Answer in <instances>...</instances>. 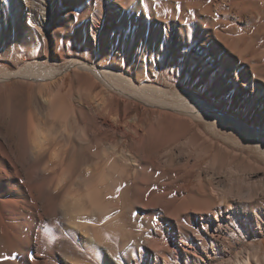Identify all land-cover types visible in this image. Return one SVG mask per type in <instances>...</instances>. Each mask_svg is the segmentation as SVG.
<instances>
[{
  "label": "bare ground",
  "instance_id": "6f19581e",
  "mask_svg": "<svg viewBox=\"0 0 264 264\" xmlns=\"http://www.w3.org/2000/svg\"><path fill=\"white\" fill-rule=\"evenodd\" d=\"M7 1L0 0V25ZM127 1L130 2L129 9L138 5L141 9L143 0ZM14 2L20 8L16 29L21 31L35 26L43 39L49 41L54 22H59L55 15V0ZM108 2L110 10L105 20L99 21L91 30L96 56L105 53V50L99 49V43L102 44L100 38L105 37L104 42L110 47L116 44L119 36L121 25L117 7L120 1ZM204 2L199 11L210 12L212 6ZM214 10L218 8L215 6ZM135 11L139 12L136 8ZM59 15L60 18L62 15ZM142 19H146V14H143ZM127 24L124 21L123 27ZM212 27L211 33L207 32L205 36L196 39L203 52L204 65L209 67L200 94L188 90H183V95L173 94L151 83L148 78L145 79L148 83L143 80L140 83L130 71L117 63L92 64L71 59L58 65L55 58L28 62L14 70L0 66V264H137L132 263L135 261H119L114 256L111 244L115 227L119 226L115 225L114 215L117 207L115 182L127 164L132 166L133 173L140 172L136 178L130 176L131 186H139L145 192L150 191V187H158L147 196L149 202L146 199L147 203L141 207L150 216L154 210L151 207L164 208L165 228H173L171 237L177 243L178 257L164 243L148 240L151 246L147 250L146 264H264L263 240L256 242V239L264 235V212H260L264 210V91L256 93L258 86L253 84L252 79H242L243 76L230 63V57L225 62L221 53L228 51L233 54V51L241 50L238 43L233 42L234 38H223L214 29L213 23ZM182 32L179 27L175 35V40L179 42L176 45L178 49ZM215 39L221 42L223 48L212 44ZM90 43L93 45V42ZM69 69L86 70L92 75L93 86L95 83L100 85L101 105L104 107L92 104L89 112L99 119L97 131L100 134H112L109 144L111 150L104 153L101 149V156L92 161L90 175L86 173L90 176L86 179V184L90 183L86 191L88 207L80 199L70 200L72 198L67 192H60L61 183L70 177V172L64 170L67 162L57 160L54 150L45 146L46 143L44 146L47 148L42 149L43 140L47 141L41 136L39 115L45 112L46 117L53 122L52 127L47 128L49 132L58 126L59 121L65 122L69 118L70 114L64 112L62 101L57 98L60 96L64 99L67 96L62 94L61 89L64 87V72ZM219 75L227 79L224 87L218 82L221 81ZM11 80H15L13 87L9 86ZM53 87L56 89L51 94L48 91ZM236 89H240L244 97L236 100L235 112L217 110L215 103L225 94H230L229 98L234 99L231 93ZM50 94L51 97H48ZM75 100L79 107L86 106L80 100ZM57 117H61V120ZM219 130L226 131L227 136L223 137ZM230 133L231 138L228 135ZM63 134L64 146L68 149L76 146L81 148V144L88 137L91 138V134L85 132L80 124L72 132L74 137L67 133L63 137ZM116 135L122 140L126 137L129 139L128 150L119 155L113 144ZM159 136L168 139L167 145L154 149V157L150 161V158L147 159V151L154 142L153 138ZM138 145L141 150L136 147ZM199 147H205L206 157L226 155L229 163L213 169L202 167L200 157L194 155L195 151L198 153ZM120 156L125 163L123 169L116 164ZM168 163L169 167L178 169L175 170L176 174L168 175L163 171ZM147 167L153 168L154 173L144 178L140 174ZM193 178L196 183L188 189ZM106 184L110 189L115 187L114 191L109 187L107 190ZM101 186L107 190V199H104ZM244 205H248V209ZM95 215H105L110 221H106L108 225L98 222L91 235L90 227L85 223H88L86 218ZM180 216L184 218L182 227L178 223ZM56 217L62 224L60 230H67V233L69 229L77 231L81 245L93 240L107 241L108 254L96 259L92 254L84 252L83 255L75 254V260L62 249L63 254L60 253L62 255L56 259L45 254L43 235L47 232L46 228L54 224ZM247 240L251 243L241 249ZM233 250L237 251L235 256L227 258L226 262H215L222 256L229 257ZM156 251L163 253L160 262H157Z\"/></svg>",
  "mask_w": 264,
  "mask_h": 264
},
{
  "label": "rangeland",
  "instance_id": "374dc122",
  "mask_svg": "<svg viewBox=\"0 0 264 264\" xmlns=\"http://www.w3.org/2000/svg\"><path fill=\"white\" fill-rule=\"evenodd\" d=\"M117 1H120L117 7V15L121 25L117 42L108 47L106 46V42H104L105 37L100 38L99 42L102 41V44L99 43V49L105 50V53L96 56L95 48H93L95 39L91 35V30L96 27L99 21L105 20L104 17L107 15V11L110 10L108 0H55V15L59 22L58 24L56 21V23L54 22L49 41L43 39L35 26H30L29 29L24 28L21 31L17 30L15 25L18 23L17 16L20 8L14 0H8L4 6V16L0 25V66L14 70L28 62L44 59L55 60V58L58 60V65H62L64 61L66 62L71 59H80L92 64L106 63L110 65L111 63H117L130 71L133 78L138 79L140 83L142 80L144 83H148L151 80V83L166 90L168 89V92L177 95H183V90L195 91L200 94L202 91L201 84L208 77L209 67L206 64L204 65L203 52L201 47L198 46L199 41L196 39L197 37L205 36L207 32L211 33L213 23L214 29L219 35H222L223 38H234L233 42L238 43L237 46L241 50V52L233 51V54H230L228 51L221 53L225 62L227 63L228 57H230L231 62H229L243 76L242 79H252L253 84L258 86L256 93L264 91V0H143L141 9L143 8L142 10L147 11V13H144L138 7L139 5L135 7L139 11L138 13L135 11V8L129 9L130 2L127 0H115V2ZM204 1L212 6L210 12L201 13L199 11V7ZM215 6L218 8L217 11L214 10ZM59 14L62 15L60 18ZM143 14H146L145 20L142 19ZM124 21L128 24L123 27ZM133 22H136L135 26ZM179 27L183 30L180 41L181 46L179 47L181 50L176 46L179 43L177 42L178 40H175ZM215 40L211 43L216 45L217 48H223L221 42L218 39ZM89 42H93V45L89 44ZM176 50L179 51L177 54H174ZM64 75V87L61 91L62 94H66L67 96H64V99L60 96H57V98L62 101L61 105L64 112L70 115L68 119L66 118L65 122L61 120V117H57L61 121H59L58 126L53 127L52 131L50 130L51 133L48 129L52 127L53 122L46 117L45 112L39 115L41 136L47 141L43 140L42 149L50 146V149L54 150L57 160L63 159L67 162L64 170L66 173L70 172V177L65 179L66 182L61 183L62 189H60V192H67L72 198L70 200L80 199L81 203L85 207H88L89 203L86 200V191L88 192V185L90 183L87 185L86 179L90 176L87 175L91 173L92 161L97 156H101L102 150L104 153L109 152L112 134L105 132L110 137L105 133L100 134L97 131L100 121L92 112H89L92 104L104 107L102 106V94L100 93L101 87L96 83V86H93L92 75L86 70L80 69H69L64 72ZM147 78L148 81L145 80ZM219 78L221 79V81H218L220 86L224 87L227 81L226 77L219 75ZM14 81L11 80L9 82L10 87H13ZM55 89L56 87H53L48 92L52 94ZM51 94L48 97H51ZM229 95L225 94L220 101L218 100L215 103L216 108L218 107L217 110L228 113L235 112L237 108L236 100L242 99L244 93L240 89H236L231 93L234 99L229 98ZM75 99L89 106L79 107ZM206 101L209 102L207 99ZM238 103L241 102L238 100ZM108 104L109 101L107 102ZM251 121L253 120L251 119ZM162 123L158 124L161 126ZM78 124L82 126L85 132L91 134V138L88 137L81 144V148L76 146L68 149V147L64 146L65 138H62V132L64 133L63 137L66 133L70 137H74L72 136L74 135L72 132L74 133V129L78 127ZM64 126H66L65 130L62 129ZM219 131L223 133V137L227 134L226 131ZM45 135L48 136L47 139ZM228 135L231 138L232 134ZM98 137L102 138L100 143L98 142L100 139ZM11 139H14V137L11 136ZM113 141L115 142L113 143L114 149L118 155L128 150L129 139L127 137L122 140L120 136L116 135ZM153 141L146 154L147 156L149 154L147 159L150 158V161L154 157L152 151L166 146L168 139L164 136H159L153 138ZM44 143H46L45 146L47 145V147L44 146ZM136 147L138 150L142 149L140 145ZM191 149L194 151L193 147ZM204 150L205 147H199L197 149L198 153L196 151L194 153L195 156L200 157L202 167L213 169L219 167L221 164H225L224 166H226L229 163V157L226 155L215 154V156L206 157L204 156ZM120 157L118 158L120 162L117 159L116 164L123 169L125 163L122 157L121 159ZM126 166V169L124 168L123 172H120L116 178V181L119 182L120 180V182L118 184L115 182L116 186H114L117 187L116 189L115 187L113 188L115 191L111 188L115 193V204H117L114 210V215L116 216L115 222L117 223L115 225L119 224L117 226L118 229L115 227L116 231L113 234L114 241H111L114 247V256L124 263L135 261L132 263L146 264L148 259L147 250L151 246L148 244V240H154L157 243H164L167 247H170L172 253L178 257L176 254L177 243L171 237L173 228L169 230L165 228L167 226L164 221V208L151 207L154 210L153 216H150L145 214L141 207L147 203V196L149 197V194H152L158 187H150V191L145 192L139 186H131L132 184L129 182L130 176L136 178L140 172L135 171L133 173L131 170L132 166L130 164ZM169 166L168 163L165 168L166 171L165 169L163 171L168 175L170 173L176 174L177 171L175 170L178 169ZM86 173L88 174L86 175ZM153 173V168L147 167L140 175L148 178L153 176ZM195 183L196 179L193 178L188 185V189L195 185ZM107 185L105 186L106 188L109 187ZM102 186L101 191L105 199L108 194V188L105 190L106 188ZM244 207L248 209L249 206L244 205ZM260 212L263 213L264 210ZM183 219L181 216L179 217L178 223L180 227L184 224ZM86 220L88 223L86 222L85 224L90 227L89 232L93 235V227L100 221L108 225L109 222L107 223L106 221H110V218L105 215L103 217L95 215L86 218ZM53 223L54 226L50 225L51 227L46 228L45 232L47 231L48 233L44 232L47 238L43 235V252L53 259L61 256L64 251H67L72 259L73 257L77 258L75 254L83 255L84 252L92 254L96 259L103 258L108 254L107 241L101 242L98 240L96 242L97 240H93V242L81 245L80 240H78L79 235L77 231L69 229L70 231L68 230L67 233V230L64 232L63 229L60 230L62 224L57 217ZM256 240L257 243L260 240H263L264 243V235ZM249 243L251 241L247 240L245 245L240 248L243 249ZM61 249L63 252H61ZM236 252V250H233L229 257L222 256V258L216 259L215 262H226L227 258L235 256ZM155 253L157 254V262H160L163 253L159 252V254L157 251Z\"/></svg>",
  "mask_w": 264,
  "mask_h": 264
}]
</instances>
